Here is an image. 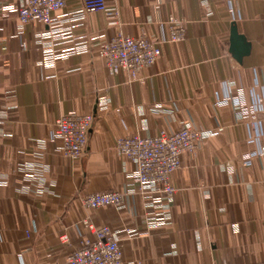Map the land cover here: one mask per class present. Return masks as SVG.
Instances as JSON below:
<instances>
[{
  "label": "crops",
  "instance_id": "1",
  "mask_svg": "<svg viewBox=\"0 0 264 264\" xmlns=\"http://www.w3.org/2000/svg\"><path fill=\"white\" fill-rule=\"evenodd\" d=\"M21 3L0 0V12ZM108 4L125 36L168 39L166 23L176 19L186 40L163 45L133 80L107 70L98 53L114 30L103 13L74 15L81 0L56 12L52 28L23 26L16 14L0 22V264H67L94 239L88 225L113 231L122 264H264V0ZM233 25L250 46L241 61L230 51ZM82 41L87 52L43 62ZM69 115L94 118L78 161L58 154L53 138L56 121ZM184 127L208 136L181 158L176 195L155 202L138 190L135 165L116 142ZM23 165L47 167L44 180H24ZM107 191L125 195L121 208L80 201Z\"/></svg>",
  "mask_w": 264,
  "mask_h": 264
},
{
  "label": "built area",
  "instance_id": "2",
  "mask_svg": "<svg viewBox=\"0 0 264 264\" xmlns=\"http://www.w3.org/2000/svg\"><path fill=\"white\" fill-rule=\"evenodd\" d=\"M69 0H22L18 7H6L0 12V22L16 14L20 23L27 26L38 20L52 28L55 23L54 14L66 9ZM82 9L74 15L83 17L86 13H103L107 24L114 30V35L99 48V57L105 62L106 68L113 76L127 74L133 80L139 79L142 71L154 66L161 56V48L165 44L181 43L186 40V29L183 23L170 19L166 24L169 28L168 39L152 40L146 36L134 38L125 36L120 29L119 11L117 6L108 2L114 0H81ZM207 1V0H202ZM45 48L47 45H44ZM49 46V45H48ZM88 42H78L61 54L45 55V64L53 63L60 57L85 53ZM221 101L218 105H224ZM260 109L264 111V102L259 100ZM247 116L249 110L238 111ZM94 118L92 115H69L58 119L55 123L53 138L60 142L57 150L62 157L72 161L84 158L88 151L90 132ZM208 134L184 127L179 131L162 132L155 137L138 135L120 138L116 142V151L120 157L126 158L135 165L132 177L138 183L140 192L156 195L155 202L162 197L173 198L177 189L172 183L173 174L181 167V158L185 154L195 155L203 139ZM264 154V148L262 149ZM247 164L249 161L246 162ZM47 167L23 165L20 171L24 180L43 181ZM125 195L117 191H107L80 197L82 204L92 210L114 207L121 208ZM93 233V240L83 241L78 248L67 256V264H122L123 252L119 240L109 227L96 228L88 225ZM69 236H61V243L68 245Z\"/></svg>",
  "mask_w": 264,
  "mask_h": 264
},
{
  "label": "water",
  "instance_id": "3",
  "mask_svg": "<svg viewBox=\"0 0 264 264\" xmlns=\"http://www.w3.org/2000/svg\"><path fill=\"white\" fill-rule=\"evenodd\" d=\"M230 51L238 61H241L250 51L249 44L243 36L239 35L236 25H233L231 30Z\"/></svg>",
  "mask_w": 264,
  "mask_h": 264
}]
</instances>
